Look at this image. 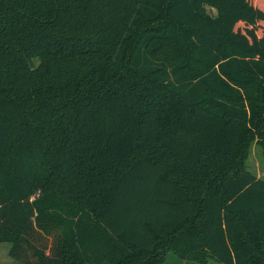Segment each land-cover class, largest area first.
Returning <instances> with one entry per match:
<instances>
[{"label": "trees", "instance_id": "trees-1", "mask_svg": "<svg viewBox=\"0 0 264 264\" xmlns=\"http://www.w3.org/2000/svg\"><path fill=\"white\" fill-rule=\"evenodd\" d=\"M253 142L264 0H0V244L16 264H264Z\"/></svg>", "mask_w": 264, "mask_h": 264}, {"label": "rangeland", "instance_id": "rangeland-1", "mask_svg": "<svg viewBox=\"0 0 264 264\" xmlns=\"http://www.w3.org/2000/svg\"><path fill=\"white\" fill-rule=\"evenodd\" d=\"M207 11L214 13V9L207 6ZM246 169L254 173L257 177L264 179V148L253 142L245 160ZM9 245L6 243L0 244V264H16L8 255ZM163 264H197L192 260H181L173 253L168 252L165 256Z\"/></svg>", "mask_w": 264, "mask_h": 264}]
</instances>
